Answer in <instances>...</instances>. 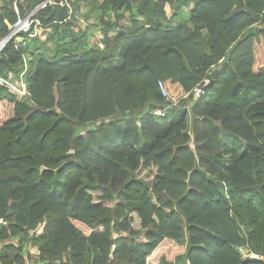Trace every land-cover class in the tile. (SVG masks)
Returning a JSON list of instances; mask_svg holds the SVG:
<instances>
[{
    "label": "trees",
    "instance_id": "trees-1",
    "mask_svg": "<svg viewBox=\"0 0 264 264\" xmlns=\"http://www.w3.org/2000/svg\"><path fill=\"white\" fill-rule=\"evenodd\" d=\"M44 1L0 0V264H264V0Z\"/></svg>",
    "mask_w": 264,
    "mask_h": 264
},
{
    "label": "built area",
    "instance_id": "built-area-1",
    "mask_svg": "<svg viewBox=\"0 0 264 264\" xmlns=\"http://www.w3.org/2000/svg\"><path fill=\"white\" fill-rule=\"evenodd\" d=\"M54 0H45L40 7L43 8L45 7L48 3H52ZM38 10V9H37ZM36 13V10L29 13L26 17H29L28 20L26 21L25 26H21V20L23 18H19L18 22L15 23L14 25H10V31L8 34H6L3 37H0V55L2 50L5 48V46L10 42L11 39L14 37H22L20 34L22 32H27L31 37L35 36L37 33H39L38 30H32V27H38L40 26V22L34 17ZM19 39V38H18ZM27 67L24 68L23 71L20 72V74H16L15 72L11 71L8 73V76H2L0 75V85H4L19 95L26 97L29 95L27 83L25 81V73H26ZM161 91L163 95L168 98L167 92L163 84H161ZM203 92L202 88H196L195 89V95L198 96L200 93ZM169 107L175 109L179 108V101H172ZM152 114L158 117H164L167 115V108L166 107H157L152 110ZM252 257H259L257 255H253Z\"/></svg>",
    "mask_w": 264,
    "mask_h": 264
},
{
    "label": "rangeland",
    "instance_id": "rangeland-1",
    "mask_svg": "<svg viewBox=\"0 0 264 264\" xmlns=\"http://www.w3.org/2000/svg\"><path fill=\"white\" fill-rule=\"evenodd\" d=\"M90 1H96V2H102L104 0H86L85 4H83L81 10L79 11L78 13V19L77 21L75 22L81 29H85L87 26L91 27L92 30L94 31V34L93 36L91 37V41L92 42H97L98 41V38L97 36L99 37V32H100V28H97L96 25L99 24V22L97 21L96 17H95V13H93V7H94V4ZM54 2V1H53ZM52 2V3H53ZM68 7L70 8V10L72 11V7L70 4H68ZM38 9H41L40 5L38 7ZM93 13V14H92ZM26 25V23H25ZM24 25V26H25ZM96 26V27H94ZM19 40H23V37H18ZM51 47H53L54 45L52 43H49ZM32 252H36L38 253V250L36 248H32L31 249ZM244 257L245 259H252V258H256V257H252L253 255L255 254H251V255H248L246 254L244 251ZM258 256V255H257ZM259 258V257H257Z\"/></svg>",
    "mask_w": 264,
    "mask_h": 264
},
{
    "label": "water",
    "instance_id": "water-1",
    "mask_svg": "<svg viewBox=\"0 0 264 264\" xmlns=\"http://www.w3.org/2000/svg\"><path fill=\"white\" fill-rule=\"evenodd\" d=\"M226 62H224L221 67H224ZM219 68L214 70V73L212 75V78L204 85L203 91H206L210 85H212L215 82V79L218 77L219 74ZM188 109L186 107H181L177 110H173V108L168 107L167 108V114L168 115H177V116H182L184 113H186Z\"/></svg>",
    "mask_w": 264,
    "mask_h": 264
},
{
    "label": "crops",
    "instance_id": "crops-1",
    "mask_svg": "<svg viewBox=\"0 0 264 264\" xmlns=\"http://www.w3.org/2000/svg\"><path fill=\"white\" fill-rule=\"evenodd\" d=\"M24 25H25V24H24ZM24 25H23V26H24ZM33 253H36V252H33Z\"/></svg>",
    "mask_w": 264,
    "mask_h": 264
},
{
    "label": "clouds",
    "instance_id": "clouds-1",
    "mask_svg": "<svg viewBox=\"0 0 264 264\" xmlns=\"http://www.w3.org/2000/svg\"><path fill=\"white\" fill-rule=\"evenodd\" d=\"M179 109V108H178ZM174 110V109H173Z\"/></svg>",
    "mask_w": 264,
    "mask_h": 264
}]
</instances>
